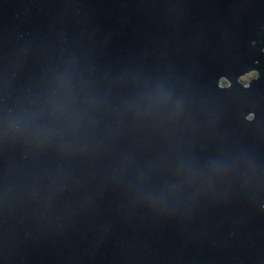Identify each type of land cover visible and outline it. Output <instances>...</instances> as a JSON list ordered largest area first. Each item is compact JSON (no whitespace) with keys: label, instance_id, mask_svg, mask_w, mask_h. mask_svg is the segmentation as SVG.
<instances>
[{"label":"water","instance_id":"1","mask_svg":"<svg viewBox=\"0 0 264 264\" xmlns=\"http://www.w3.org/2000/svg\"><path fill=\"white\" fill-rule=\"evenodd\" d=\"M262 23L264 0H0V264H264Z\"/></svg>","mask_w":264,"mask_h":264},{"label":"flooded vegetation","instance_id":"2","mask_svg":"<svg viewBox=\"0 0 264 264\" xmlns=\"http://www.w3.org/2000/svg\"><path fill=\"white\" fill-rule=\"evenodd\" d=\"M261 27H264V23L261 24ZM222 78L225 79V77H220L218 79V85L220 87H222V84L223 83L222 81ZM248 78H253V71L252 72H246V73H240L238 75V78H237V86L239 89H241L242 87H244L245 85L248 84Z\"/></svg>","mask_w":264,"mask_h":264},{"label":"bare ground","instance_id":"3","mask_svg":"<svg viewBox=\"0 0 264 264\" xmlns=\"http://www.w3.org/2000/svg\"><path fill=\"white\" fill-rule=\"evenodd\" d=\"M238 75H239V74H235L236 82H237ZM216 80H217V79H216ZM217 86L220 87V86L218 85V80H217ZM237 87H238V86H237ZM238 90H239V88H238Z\"/></svg>","mask_w":264,"mask_h":264},{"label":"rangeland","instance_id":"4","mask_svg":"<svg viewBox=\"0 0 264 264\" xmlns=\"http://www.w3.org/2000/svg\"><path fill=\"white\" fill-rule=\"evenodd\" d=\"M222 80H223L222 82H224V78H222ZM221 84H222V86H223V83H221Z\"/></svg>","mask_w":264,"mask_h":264}]
</instances>
